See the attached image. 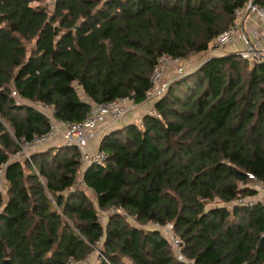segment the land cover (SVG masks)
I'll use <instances>...</instances> for the list:
<instances>
[{"label": "trees", "instance_id": "obj_1", "mask_svg": "<svg viewBox=\"0 0 264 264\" xmlns=\"http://www.w3.org/2000/svg\"><path fill=\"white\" fill-rule=\"evenodd\" d=\"M248 1L264 4L0 0V264H81L95 251L90 264H264V207L249 177L264 182V63L209 56L169 84L158 117L102 137V164L83 170L64 144L12 158L49 130L35 103L70 123L113 99L140 104L160 56L208 50ZM80 171L85 186L70 190ZM151 222H171L192 263Z\"/></svg>", "mask_w": 264, "mask_h": 264}, {"label": "built area", "instance_id": "obj_2", "mask_svg": "<svg viewBox=\"0 0 264 264\" xmlns=\"http://www.w3.org/2000/svg\"><path fill=\"white\" fill-rule=\"evenodd\" d=\"M251 14L264 21V4H256L252 1H248L243 7L236 8L234 10L232 23L225 31L220 33L214 39L213 45L224 52L228 47L232 46L237 39H239L242 47L232 52L238 53L241 58L246 60L249 64L254 65L257 63H264V48L261 46V41L264 36L260 34L258 30L247 32L242 28L241 20ZM169 67H173L172 69L174 71V76L171 78L168 77ZM186 74L187 70L185 69L181 58L166 54L160 56L152 73V85L147 90L144 100L140 103L145 106V113L158 117L159 113L154 107V102L163 96L173 80L183 77ZM12 94L16 96L15 91H13ZM18 102L21 101L18 99ZM138 105L139 104L134 103L130 97L113 99L102 104L94 105L82 122L70 123L56 119L54 117V110L50 105L35 103L34 106L49 119V130L41 136L33 137L30 141H22L20 151H18L12 158H26L29 160L32 153L50 146L51 141H59L66 146H74L81 151V163L83 168L92 163L102 164L106 156L103 151L98 149L92 154L86 153L82 152V146L86 143V140L95 139L100 132L104 131L103 133H106L105 131L115 127L130 109L137 107ZM6 165L7 162L4 163L0 169V193L3 192L2 187L4 185L2 181L4 179V168ZM249 177L254 180L253 186L258 190L261 181L252 175H249ZM81 186H85L84 182L82 180H77L76 183L70 187V190ZM240 202L243 201L240 200ZM261 203L264 207V201L261 200ZM115 211L126 215L125 211L120 208L115 209L112 207L109 210V212ZM98 220L101 221V218H98ZM131 220L135 221L133 218H131ZM150 225L161 231L162 235L172 246L180 261L192 263L182 255V241L174 232V227L171 222L164 225L151 222ZM86 263L88 264L89 262ZM69 264L80 263L71 260L69 261Z\"/></svg>", "mask_w": 264, "mask_h": 264}, {"label": "rangeland", "instance_id": "obj_3", "mask_svg": "<svg viewBox=\"0 0 264 264\" xmlns=\"http://www.w3.org/2000/svg\"><path fill=\"white\" fill-rule=\"evenodd\" d=\"M211 45L212 46L208 50L201 52V53H198V54H194L193 56L183 60V65H184L185 69L187 70V74H190L195 69H197V67H199L200 64L203 61H205L209 56L214 55V54H220L221 52H223L222 50L217 49L213 45V43ZM172 68L173 67H169V71H168V77H170V78L174 76V71ZM145 110H146L145 106H143L142 104H139L137 107L130 109V111L127 112L125 114V116L119 121V124L122 125V127H123L124 125L122 124L123 123L122 120H124L126 117L129 118V121H131V123L141 124L142 123V117L145 114ZM103 132H100V134L95 139L86 140V143L82 146V149H83L82 152L91 153V154L96 152L98 150V147H99L100 141L102 140V137L105 135V133H103ZM90 142H92V143H90ZM52 143H54V141H51L50 146H48V147H50V148L53 147ZM88 143H90L89 144L90 149L86 151L85 148L87 147ZM83 170H84V168H83ZM82 171H80V175L77 178L78 180H81V172ZM42 181H44L43 178H42ZM2 183L4 185L3 186L4 188L2 187V189H3L2 194L4 196H6V194H7V183L5 182L4 179H3ZM257 192H258L257 196H254L253 199H259L260 201L261 200L264 201V182H261V185L259 186V189L257 190ZM217 203L218 202L215 201L211 205H215ZM96 253H97V251H95L93 253V255L95 256ZM96 259H97V257H96ZM93 262H90V263H93ZM90 263H88V264H90ZM81 264H87V263L84 262Z\"/></svg>", "mask_w": 264, "mask_h": 264}, {"label": "crops", "instance_id": "obj_4", "mask_svg": "<svg viewBox=\"0 0 264 264\" xmlns=\"http://www.w3.org/2000/svg\"><path fill=\"white\" fill-rule=\"evenodd\" d=\"M241 26L247 32L258 30L260 32V34H262L264 36V21L260 20L259 18H257L256 16H254L252 14L241 20ZM261 46L264 48V37L262 38ZM241 47H242L241 41L239 39H237L233 43L232 46L228 47L224 52H221V53L232 52V51L237 50ZM122 122H123L122 123L123 125H127L128 123H131V121H129V118H127V117L124 120H122ZM120 127H122V125H120L118 123L115 127L108 129L106 131V133L112 131L113 129L120 128ZM90 143H92V142H90ZM90 143L87 144V147L85 148L86 151L90 149V146H89ZM60 144H62V143L59 141L58 142L54 141V143H52L53 146L60 145ZM47 148L48 147H44L41 150H46ZM95 260H96V257L94 255L89 258V262L90 261L93 262Z\"/></svg>", "mask_w": 264, "mask_h": 264}, {"label": "water", "instance_id": "obj_5", "mask_svg": "<svg viewBox=\"0 0 264 264\" xmlns=\"http://www.w3.org/2000/svg\"><path fill=\"white\" fill-rule=\"evenodd\" d=\"M3 263H4V264H10V261H9L8 259H5V260L3 261Z\"/></svg>", "mask_w": 264, "mask_h": 264}]
</instances>
